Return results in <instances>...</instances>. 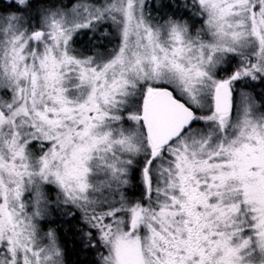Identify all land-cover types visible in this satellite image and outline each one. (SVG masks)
I'll return each mask as SVG.
<instances>
[{"label":"snow or ice","instance_id":"snow-or-ice-1","mask_svg":"<svg viewBox=\"0 0 264 264\" xmlns=\"http://www.w3.org/2000/svg\"><path fill=\"white\" fill-rule=\"evenodd\" d=\"M63 225L98 264H264V0L0 7V264H67Z\"/></svg>","mask_w":264,"mask_h":264},{"label":"trees","instance_id":"trees-1","mask_svg":"<svg viewBox=\"0 0 264 264\" xmlns=\"http://www.w3.org/2000/svg\"><path fill=\"white\" fill-rule=\"evenodd\" d=\"M61 224L62 221L60 219H57L56 224L50 226L57 227ZM65 228H67V225H63V227L61 228V236L62 243L66 247L67 264H98V257L96 252L83 250L82 245L80 244L75 232H65Z\"/></svg>","mask_w":264,"mask_h":264},{"label":"rangeland","instance_id":"rangeland-1","mask_svg":"<svg viewBox=\"0 0 264 264\" xmlns=\"http://www.w3.org/2000/svg\"><path fill=\"white\" fill-rule=\"evenodd\" d=\"M72 2H75V0H72ZM197 26L199 25L197 24ZM106 27H107V31L109 35H104V36L101 35V33L105 31L104 28H101L100 31H98L94 37L91 32H87L86 34H82L81 37H78V43L76 47L92 48L93 45H96V46H99L100 50L103 51L106 48H110L113 44L118 43V40L115 38L114 30L111 28V26H106ZM90 37H92V39H90ZM260 90H261V86L257 85L256 92H259Z\"/></svg>","mask_w":264,"mask_h":264},{"label":"flooded vegetation","instance_id":"flooded-vegetation-1","mask_svg":"<svg viewBox=\"0 0 264 264\" xmlns=\"http://www.w3.org/2000/svg\"><path fill=\"white\" fill-rule=\"evenodd\" d=\"M6 2H7V1H5V0H0V7L3 6V5H5Z\"/></svg>","mask_w":264,"mask_h":264}]
</instances>
